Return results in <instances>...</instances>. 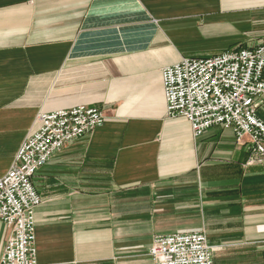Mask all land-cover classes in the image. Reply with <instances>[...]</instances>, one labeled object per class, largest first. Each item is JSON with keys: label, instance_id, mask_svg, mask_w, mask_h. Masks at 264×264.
I'll return each mask as SVG.
<instances>
[{"label": "crops", "instance_id": "0c3cea01", "mask_svg": "<svg viewBox=\"0 0 264 264\" xmlns=\"http://www.w3.org/2000/svg\"><path fill=\"white\" fill-rule=\"evenodd\" d=\"M263 46L264 0H0V178L39 115L106 117L34 178L38 263L155 264V237L203 232L214 264H264L250 137H195L168 116L162 83L184 59ZM11 233L0 221V259Z\"/></svg>", "mask_w": 264, "mask_h": 264}, {"label": "built area", "instance_id": "2783aa9c", "mask_svg": "<svg viewBox=\"0 0 264 264\" xmlns=\"http://www.w3.org/2000/svg\"><path fill=\"white\" fill-rule=\"evenodd\" d=\"M170 118H185L195 137L213 127L251 141L248 165L264 164V120L257 104L264 95V46L227 51L211 58L184 59L162 71ZM99 107L79 106L38 116L39 129L20 147L10 171L0 178V221L11 229L0 264H39L36 211L42 197L34 185L39 170L67 145L105 123ZM155 264H214L203 232L154 238Z\"/></svg>", "mask_w": 264, "mask_h": 264}, {"label": "rangeland", "instance_id": "374dc122", "mask_svg": "<svg viewBox=\"0 0 264 264\" xmlns=\"http://www.w3.org/2000/svg\"><path fill=\"white\" fill-rule=\"evenodd\" d=\"M210 56H212V55H210Z\"/></svg>", "mask_w": 264, "mask_h": 264}]
</instances>
